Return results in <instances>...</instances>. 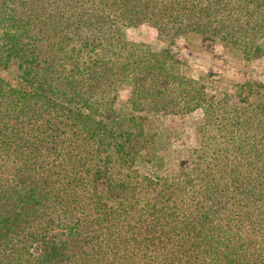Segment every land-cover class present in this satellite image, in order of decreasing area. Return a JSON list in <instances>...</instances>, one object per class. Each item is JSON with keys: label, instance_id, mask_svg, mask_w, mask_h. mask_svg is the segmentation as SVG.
<instances>
[{"label": "trees", "instance_id": "16d2710c", "mask_svg": "<svg viewBox=\"0 0 264 264\" xmlns=\"http://www.w3.org/2000/svg\"><path fill=\"white\" fill-rule=\"evenodd\" d=\"M141 23L166 46L130 42ZM177 38L252 60L264 0H0V264H264L263 175L202 143L186 175L163 177L144 126L200 108L202 136L211 120L248 127L264 83L213 92ZM238 137L235 155L257 162L255 130Z\"/></svg>", "mask_w": 264, "mask_h": 264}, {"label": "rangeland", "instance_id": "374dc122", "mask_svg": "<svg viewBox=\"0 0 264 264\" xmlns=\"http://www.w3.org/2000/svg\"><path fill=\"white\" fill-rule=\"evenodd\" d=\"M125 35L133 44H159L162 47L166 46V42L159 43L156 28L147 23L126 27ZM175 45L179 52L178 57L188 64L191 75L195 79L200 76H205L206 81H211L209 85L213 92H232L233 88L230 82H244L251 78L264 83V53L252 60H244L219 43L207 46L201 45L198 40L191 41L184 38H177ZM236 57L239 59H235ZM125 98L126 92L122 91L120 100H125ZM230 102L238 105L239 108L237 111L239 112L241 106L244 105L235 98L230 99ZM245 117L247 116L243 112V118ZM202 119L203 112L200 108L181 115L156 116L147 114L145 116L144 126L146 132L154 134L156 144L165 155L167 169L160 172L163 177L172 176L176 171L186 175V173L189 172L188 167L199 160L201 152L197 149H199L202 143L204 144L203 146L207 147L204 148L205 150L210 149V153H212L213 150L220 151L219 148H223L224 155H227V153L230 154L227 160V164L229 165L227 166L228 168L233 164L234 158L235 160L240 159L241 166L239 172L245 175L246 173L244 172H246L247 168L249 175H263L264 177V160H262L264 154L261 153L259 159L255 163H252L247 158L243 160L241 154L240 156L235 155L239 153L236 150V145H238V143L235 144V139L238 133V138H240L243 131L246 129L255 130L257 136L255 144L259 148L263 145L262 149H264V137H262L264 134V115L256 119L248 118L247 122H250V125L254 124L252 128L249 127L250 125L245 127V124L241 127L236 126V118L233 116L228 118L226 125H220L217 120H211L213 124L209 127L208 133L204 136L200 135ZM257 122H261V125L257 126ZM225 129H227V131ZM233 130L235 131L229 135L228 132ZM247 134L249 133L247 132ZM245 145L246 144H244V146ZM195 148L196 151L193 150ZM190 154L193 156L189 157ZM190 159H194L192 163H190ZM137 167L142 173L149 172L150 169L148 164L139 163ZM181 167H183L185 171L180 172ZM100 183L102 184V182ZM256 242L257 241L253 242L255 247H262Z\"/></svg>", "mask_w": 264, "mask_h": 264}]
</instances>
